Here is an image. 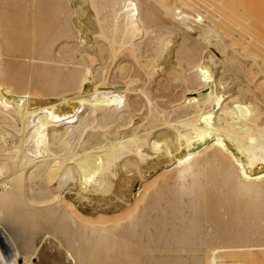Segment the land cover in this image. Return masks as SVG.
Segmentation results:
<instances>
[{
    "label": "bare ground",
    "instance_id": "1",
    "mask_svg": "<svg viewBox=\"0 0 264 264\" xmlns=\"http://www.w3.org/2000/svg\"><path fill=\"white\" fill-rule=\"evenodd\" d=\"M263 3L0 0V264H264Z\"/></svg>",
    "mask_w": 264,
    "mask_h": 264
},
{
    "label": "rangeland",
    "instance_id": "2",
    "mask_svg": "<svg viewBox=\"0 0 264 264\" xmlns=\"http://www.w3.org/2000/svg\"><path fill=\"white\" fill-rule=\"evenodd\" d=\"M263 6H264V3H263ZM264 8V7H263ZM262 8V9H263ZM263 11H264V9H263ZM165 21H166V23L168 24V26H172L173 24H172V21H171V19L169 18V17H167V18H165ZM197 33H195L194 35H191V37L190 36H187V35H185V34H181L180 35V38L183 36V38H177V42L180 44L181 42L183 43V45H182V48L179 50V55H180V58L181 59H185V56H187V53H193V52H199L200 50H201V48H202V46H200V45H194V44H192V40L194 39V37H196L195 35H196ZM185 35V36H184ZM182 40H184V41H182ZM185 44V45H184ZM184 48H186V49H184ZM189 49V50H188ZM183 51V52H182ZM191 51V52H190ZM184 57V58H183ZM185 62H186V59L184 60V61H181V64H182V66L184 65V66H186V64H185ZM165 81V78H163L162 77V79L160 80V83H159V85H161L162 87L164 86L165 87V84H166V81ZM36 103V105L38 106L39 105V107L38 108H40V110H44L45 108V106H46V104L43 102V99L42 98H40V99H30V100H28V101H25V99H22L21 100V103L23 104V106H26V107H28V108H30L31 107V105H32V103ZM28 103V104H27ZM45 105V106H44ZM261 146H263V147H261ZM242 149L243 148H241L238 152L239 153H237V155L239 156H242L244 153H247V154H245L246 156H248V152H247V149H245V150H243L242 151ZM263 149V150H262ZM258 152H257V151ZM246 151V152H245ZM243 154H242V153ZM264 152V134L263 135H261L260 136V138H259V141L256 143V145H255V147H254V149L252 150V151H250V154L251 155H253L254 157L255 156H259L260 154H262ZM242 154V155H241ZM245 155H243V156H245ZM24 207L25 208H27V209H29L28 208V206L25 204L24 205ZM17 216V215H16ZM16 218H18V217H16ZM33 220H35V218L34 219H31L30 221H28L27 222V224L25 225V227H26V231L28 232L27 234H26V237H24L23 238V240L22 241H24L23 242V245L26 243L28 246H29V244L32 242V241H34V239H37L38 237L39 238H42V237H48V238H50L51 240H54V242L56 241V243H58V245L61 247V249H63L62 250V252H61V254H59V256H57V257H54V259L56 260V258L58 259V261L56 260L55 262H53L52 264H83L82 262H80V260H78L77 258H76V256L74 255V254H68V252H67V246H66V242L63 240V238H61V235H59V234H56V233H53V232H46L45 233V230H44V227L42 226V227H40V224H36L35 225V223H39V222H37V220H35V221H33ZM32 223V224H31ZM35 225V226H34ZM256 225H257V231H258V234L260 233V235L261 234H263L264 232V220L262 219V218H259L258 220H257V223H256ZM29 226H30V228H31V226L33 227L32 229H29ZM38 226V227H37ZM38 228V229H37ZM262 228V229H261ZM35 230V232H34V230ZM38 230V231H37ZM40 231V232H39ZM43 231H44V233H43ZM35 233H38V234H35ZM34 234V235H33ZM54 234V235H53ZM28 236V237H27ZM34 237V238H33ZM28 238H30V239H28ZM164 238V237H163ZM25 239V240H24ZM262 239V240H261ZM31 240V241H30ZM264 238H260V242L261 243H264ZM162 241H160V243L158 242V244L156 243V244H149L148 245V251H156L157 250V248H159L155 253H153V252H151L150 251V253H152V255L154 254V255H156V256H159V257H161L162 256V258H159V257H155V259H154V261L155 262H151V264H160V263H162V264H166V263H168V261H166L165 259H166V257H167V254H166V252H164L165 250V248H163V245H162ZM162 245V246H161ZM152 246V247H151ZM159 246V247H158ZM63 247V248H62ZM32 247H30L29 246V248H28V250H26L25 252H21V250L20 249H18L17 250V253L20 255V256H25L26 258H32L33 256H35L34 254H36V252L34 251V249H31ZM163 250V251H162ZM29 251V252H28ZM163 254H162V253ZM159 253V254H158ZM165 253V254H164ZM58 255V254H57ZM69 256V257H68ZM164 256V257H163ZM154 258V257H153ZM59 259H60V261H59ZM160 259V260H159ZM63 260H64V262H63ZM165 261V262H164Z\"/></svg>",
    "mask_w": 264,
    "mask_h": 264
}]
</instances>
